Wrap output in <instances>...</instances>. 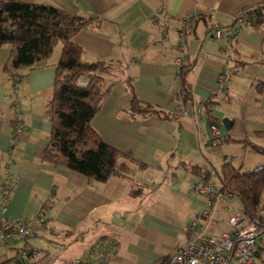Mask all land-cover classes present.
Instances as JSON below:
<instances>
[{"label": "crops", "instance_id": "1", "mask_svg": "<svg viewBox=\"0 0 264 264\" xmlns=\"http://www.w3.org/2000/svg\"><path fill=\"white\" fill-rule=\"evenodd\" d=\"M21 2L98 20L97 27L74 39L84 51V62L122 64L134 82L137 99L177 121L150 117L135 122L129 114L131 97L122 80L105 100L92 129L105 144L132 153L146 165L147 171L141 174L147 176L148 183L139 185L135 180L138 173L132 182L115 179L101 184L51 166L43 161L52 132L44 113L52 98L60 56L39 66L15 87L5 74L11 49H0V198L3 183L9 182L13 190L8 194L6 219L29 222L41 215L45 220L29 240L0 244V264L10 260L12 264H29L28 260H34L24 258L23 253L35 251L41 258L31 264L42 260L52 264L85 260L159 264L185 247L191 219L206 210L205 199L190 186L197 181L215 184L222 166L235 163L227 155L219 128L218 140L213 143L211 127H217L219 118L224 121L225 142L245 141L259 134L263 137L249 142L264 149V92L259 95L257 91L264 84V25L245 30L231 45L214 39L216 30L231 28L245 10L264 7V0ZM155 14L167 16L171 23L153 26ZM186 20L194 22V33L191 30L185 37L187 69L182 77L175 61L181 57L178 34ZM224 68L235 70L226 90L218 83ZM184 82L190 90L188 102L181 95ZM182 112L186 116L180 115ZM17 113L23 133L15 140ZM16 141L19 147L10 154ZM194 152L200 154V161L208 162L211 177L196 165ZM185 153L189 158L184 160ZM213 158L220 165L218 171ZM133 186L143 187L144 193L133 197ZM217 191L216 205L209 209L204 228L218 239L225 234L220 226L227 227L235 215L226 219L227 205L233 201Z\"/></svg>", "mask_w": 264, "mask_h": 264}, {"label": "trees", "instance_id": "2", "mask_svg": "<svg viewBox=\"0 0 264 264\" xmlns=\"http://www.w3.org/2000/svg\"><path fill=\"white\" fill-rule=\"evenodd\" d=\"M243 14L251 20V29L264 25V7L247 9ZM193 23L189 21L185 24L184 31L181 23L179 33L184 32L185 37L190 35L191 30L194 33ZM99 24L96 19H84L50 6L24 4L21 0H0V49H11L5 74L16 87L39 70V66L50 61L57 47L61 46L52 98L44 113L52 132L43 161L101 184L115 179L132 182L137 172L147 171V166L135 160L132 153H123L105 144L92 129V123L105 100L122 81L120 76L125 68L120 63H85L84 51L74 43L79 34ZM133 83L130 78L124 80L131 97L129 114L135 122L150 117L177 121L173 116L140 102L135 96ZM257 91L261 95L264 84ZM181 95L185 102L190 101V90L185 82ZM239 143L251 155L264 156V149L249 141ZM216 176L219 193L231 201L240 202L247 222L258 226L262 239L264 168L243 172L242 168L225 163ZM137 189H133V197L140 196L141 192ZM260 251L264 253V249ZM12 263L13 260H10L7 264Z\"/></svg>", "mask_w": 264, "mask_h": 264}, {"label": "built area", "instance_id": "3", "mask_svg": "<svg viewBox=\"0 0 264 264\" xmlns=\"http://www.w3.org/2000/svg\"><path fill=\"white\" fill-rule=\"evenodd\" d=\"M171 23L167 16L159 14L153 15L151 24L156 27L167 26ZM189 20L182 23L188 24ZM251 20L246 14H242L227 30H216L214 39L216 41L226 40L231 45L240 35L247 29H251ZM177 49L181 53V57L175 61L177 74L181 76L186 66V38L183 33L178 34ZM168 38V36H167ZM166 38V39H167ZM230 59H228V62ZM235 70L224 68L219 77V87L222 90L228 89L231 84V78L234 76ZM228 100V98H226ZM186 116L184 112L180 114ZM202 117H205L202 115ZM20 114L15 116L14 137L18 140L23 133V127L19 122ZM214 141L218 140L219 134L217 127H211ZM16 141L9 149L10 154H14L18 146ZM232 165L233 163L230 162ZM13 190V184L4 182L2 185V195L0 198V244L4 245L13 239L22 241L29 240L35 232L40 230L44 224V218L39 215L29 222H11L6 219L5 213L9 201V192ZM190 190L204 198L207 204L206 210L194 216L188 226L187 243L184 248L177 251L168 259L159 264H264V253L260 250L264 249V242L261 239L262 231L255 223H248L243 213H238L229 220L230 232L225 233L221 238H214L206 233L204 221L209 216V209L215 207V199L217 197V187L214 183L197 181L190 186ZM226 200H230L226 197ZM23 257L32 258L38 261L41 258L39 252H24ZM74 264H97L89 260L76 261ZM102 264V263H100Z\"/></svg>", "mask_w": 264, "mask_h": 264}, {"label": "rangeland", "instance_id": "4", "mask_svg": "<svg viewBox=\"0 0 264 264\" xmlns=\"http://www.w3.org/2000/svg\"><path fill=\"white\" fill-rule=\"evenodd\" d=\"M61 54V46H58L56 51H55V55H54V59L58 58ZM52 58V59H53ZM60 58V57H59ZM51 59V60H52ZM129 77V74L126 72V70L121 74L120 79L121 80H126ZM224 121L222 119L219 118L218 123H217V128H219V131L222 133L223 132V139H224V145L226 148V152L227 155H231V157H233V161H235L234 165L236 168H240L242 167L243 172H251V171H255L257 169L260 168H264V156H253L251 155L249 152H243V149H238L241 146L240 140L234 139V140H228V142H225L226 139V135H225V127H224ZM259 135V134H258ZM257 135V137L254 138H244V140L250 141L252 142V140H258L259 136ZM239 141V142H238ZM240 145V146H237ZM207 152H208V148H207ZM192 157H196L197 161H196V165L203 167L204 171L206 170V172L208 173V175L211 177V175L213 174L212 170L210 169L208 162L202 160L200 161V154L195 152L193 154H191ZM215 155V154H214ZM188 157V155H186V153L184 154V160ZM180 158V157H179ZM189 158V157H188ZM207 158V157H206ZM202 159V158H201ZM213 163L215 170H219L220 165L216 164L215 159L213 158ZM219 162L223 163V161L220 159ZM202 169V170H203ZM140 173V174H138ZM138 177L135 179L137 182H139V185L141 183H148V178L147 176L145 177L144 174H141V172H137ZM156 179H158V176L155 177ZM216 186L217 189H219V182L218 180H216ZM136 188V187H135ZM140 191L141 193H144V189L143 187H139V189H137V191ZM263 205H264V198H263ZM242 208L240 205V202L238 200H234L232 203H229L227 205V210H226V219H229L231 217V215H236L237 213L241 212ZM221 229H223L222 231H225V233L230 232V228H229V220L227 223V227L223 226L221 227ZM213 229V228H212ZM217 237V236H216ZM221 236H218V239ZM35 261V260H34ZM34 261L32 260H28L29 264L34 263ZM40 264H52L51 260H42V262Z\"/></svg>", "mask_w": 264, "mask_h": 264}, {"label": "water", "instance_id": "5", "mask_svg": "<svg viewBox=\"0 0 264 264\" xmlns=\"http://www.w3.org/2000/svg\"><path fill=\"white\" fill-rule=\"evenodd\" d=\"M21 263H23V264H24V261H23V262H21Z\"/></svg>", "mask_w": 264, "mask_h": 264}]
</instances>
